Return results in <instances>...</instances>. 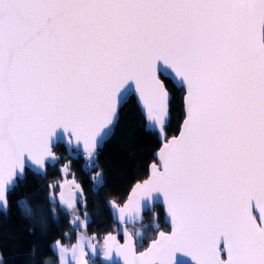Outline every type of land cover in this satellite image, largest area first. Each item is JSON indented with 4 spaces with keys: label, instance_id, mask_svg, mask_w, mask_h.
Listing matches in <instances>:
<instances>
[{
    "label": "snow or ice",
    "instance_id": "snow-or-ice-1",
    "mask_svg": "<svg viewBox=\"0 0 264 264\" xmlns=\"http://www.w3.org/2000/svg\"><path fill=\"white\" fill-rule=\"evenodd\" d=\"M158 72L186 92L179 136L165 131L170 95ZM133 89L163 141L160 163L109 208L132 224L162 197L171 232L139 253V231L125 229L123 245L109 234L105 256L115 247L123 264H264V0H0V211L26 168L55 164L59 142L96 169ZM90 179L98 193L103 172ZM48 200L87 222L75 180ZM16 203L33 217L27 198ZM53 247L67 264L68 249ZM84 247L73 246L75 264H91Z\"/></svg>",
    "mask_w": 264,
    "mask_h": 264
},
{
    "label": "trees",
    "instance_id": "trees-1",
    "mask_svg": "<svg viewBox=\"0 0 264 264\" xmlns=\"http://www.w3.org/2000/svg\"><path fill=\"white\" fill-rule=\"evenodd\" d=\"M160 78L170 93V119L165 129L170 138L176 135L183 118V90L176 89L168 78ZM160 144L155 132L144 129V119L134 99L130 97L119 110L114 135L97 152L98 167L91 173L102 171L105 181L98 193L92 190L94 183L89 177L90 173L82 171L80 158L72 160L68 168L83 189L86 200V208L79 202L75 205L80 221L85 220V212L87 213V222L80 225L72 223L73 210H67L48 200L50 191L56 194V182L61 179L57 166L63 165L68 158L64 147L57 144L53 148L58 157L55 164L46 165L43 175L25 170V179L18 180V187L7 194L9 210L7 214L0 211V257L3 258V264H45L47 258L55 257L53 242L60 241L61 245L69 248L76 242L78 235L89 242L90 235L94 234L97 245L100 237L116 229L107 202L121 204L131 186L146 178L148 166L154 162L153 154ZM53 184L56 187L50 189L49 185ZM20 198L30 201L34 210L33 217L28 218L21 213L16 203ZM53 209L57 217L55 219L50 215ZM136 230L142 233L139 239L135 238L138 243L137 251L145 248L158 231H167L161 208L155 205L151 212L144 213L143 221L129 229V232ZM90 262L100 264L97 252Z\"/></svg>",
    "mask_w": 264,
    "mask_h": 264
},
{
    "label": "water",
    "instance_id": "water-1",
    "mask_svg": "<svg viewBox=\"0 0 264 264\" xmlns=\"http://www.w3.org/2000/svg\"><path fill=\"white\" fill-rule=\"evenodd\" d=\"M158 75H160V77L168 78V79L170 80V82L173 84V86H174L176 89H182V90H183V94H182V112H183V118H182V120H181V122H180L179 129H178L176 135H174V136H179V134H180V130H181V127H182V124H183L184 118H185V110H184V109H185V101H184V98H185V95H186L185 89H184V87L178 82V80H177V79H173V77H172L171 75L163 74V73H161V72H158ZM169 95H170V93H169ZM130 97H132V98L134 99V101H135L136 105L138 106L139 111H140V113H141V115H142V117H143V119H144V129H145L146 131L155 132L156 135H157V137H158V139L161 141V144H160V146L158 147V149H157V150L154 152V154H153L154 162H152L151 164H149V166H148V173H147L146 178L143 179V180L140 181V182H136V183H134V184L131 186V188L129 189V191H128L127 194H126V197H125L124 201H123L121 204H119V205L115 203L118 207H122V206L124 205V203L127 201L128 197H129L130 193L132 192L133 188H134L138 183H143L145 180L149 179V177L151 176V173H152V165H153V164H157V165L159 166L160 161H159L158 153H159L161 147L163 146V141H162L161 137L158 135V133H157L155 130H149L148 122H147V120H146V118H145V116H144V114H143V111H142L141 106H140V103H139L138 95L135 93L134 89L128 93L127 100H128ZM122 106H123V105H122ZM172 137H173V136H172ZM170 138H171V137H170ZM105 143H106V142H105ZM105 143H103V144L101 145V147L97 150V152H98L100 149H102V148L104 147V144H105ZM57 144L62 145V146L64 147V149H65V151H66V157H68V160L65 161L63 165H58V166H57V168H58V170H59V173H60V176H61V179L58 180V181L56 182V184H57V192H56L55 196L57 197V200H58L60 192H61L62 190L67 191V187H68V185L71 184L73 180H75V182H76L77 184H79V183L76 181V179L74 178L73 174L70 173V170H69V169H67V172H66V173H65L64 171H62V169L64 168V166H65L66 164L70 165L71 160H73L74 158H73L72 155L69 154L68 148H67V146H66L63 142H59V143H57ZM57 144H55L54 147H55ZM54 147H53V148H54ZM53 152H54V151H53ZM54 154H55V153H54ZM80 158H81L82 161H83L82 164H81V169H82V171H83L84 173H90V174H89V177L92 176V175H95V173L86 172V171L84 170L85 160H84V158H83L82 155L80 156ZM46 165H47V166H53V164H50V163H46V164H45V167H46ZM26 170H29V171L33 172L30 168H26ZM33 173H34V172H33ZM40 175H41V174H40ZM42 175H43V174H42ZM68 175H69V176H68ZM61 185H64L65 187L62 189V188H61ZM79 185H80V184H79ZM80 187H81V186H80ZM71 191L74 192V193L77 191L74 185L72 186ZM155 205H157V206H159V207L161 208V211H162V214H163V222L165 223V225H166L167 228H168L167 231H163V232H169V233H170V232H171V225H170V222H169V217H168V215H167L166 205L164 204V202H163V198H162V197H161L159 200L155 201V203H154V205L152 206L151 210H144V211H142V213H141V218H140V219H137V221H136L135 223H132V224H129V223H122V222L118 221V220L115 218V216L113 215L111 209L109 208V204H108V202H107V207H108V210H109V213H110V217H111L112 222L115 223V225H116V229H115L114 232H111V233L105 234L104 236H102V237L99 238V243L96 245L95 250H96V252H97V258H98L100 264H123V257L117 254V251H116V248H115V247H113V249H112V251H111V253H110L111 259H108V258L105 256V248H104V244H105V239H106V237H108V235L111 234L112 236L115 237V240H116V242H117L119 245H123V244L125 243V240H126V237H125V229H127V231L129 232V229H132L133 227H135L136 225H138L139 223H141V222L143 221V214L146 213L147 211L151 212L152 209H153V207H154ZM65 209H66V208H65ZM67 210H71V209H67ZM2 212H3V211H2ZM158 232H159V231H158ZM158 232H157V233H158ZM129 233H130V232H129ZM157 233H156L154 239L157 238ZM150 242H151V241H150ZM150 242L146 245L145 248H143L142 250H138L137 253L142 252V251H145V250L148 248ZM180 264H190V262L187 261L186 258L181 257V258H180Z\"/></svg>",
    "mask_w": 264,
    "mask_h": 264
},
{
    "label": "crops",
    "instance_id": "crops-1",
    "mask_svg": "<svg viewBox=\"0 0 264 264\" xmlns=\"http://www.w3.org/2000/svg\"><path fill=\"white\" fill-rule=\"evenodd\" d=\"M81 242H83L85 245L84 251H85L86 255H85L84 259L87 261L88 255H90L91 257H94L95 252H93V248L88 244V242L85 240L84 237H82L81 235H78L76 242L71 247L67 248V247L60 244L61 247L68 249V252L65 256V260L67 261V264H75V260L72 257V248H73V246L79 245ZM55 243L56 242L52 243V248H53V252L55 253V257L53 256V257L47 258L45 260V264H52V262H55V264H60L59 253L53 247L55 245Z\"/></svg>",
    "mask_w": 264,
    "mask_h": 264
},
{
    "label": "rangeland",
    "instance_id": "rangeland-1",
    "mask_svg": "<svg viewBox=\"0 0 264 264\" xmlns=\"http://www.w3.org/2000/svg\"><path fill=\"white\" fill-rule=\"evenodd\" d=\"M136 231H139L140 232V230H136ZM137 239H139L140 237H136ZM88 244L93 248H96V236L94 235V234H91L90 235V241L88 242ZM95 252H96V250H95ZM88 257H89V255H88ZM87 257V258H88Z\"/></svg>",
    "mask_w": 264,
    "mask_h": 264
},
{
    "label": "flooded vegetation",
    "instance_id": "flooded-vegetation-1",
    "mask_svg": "<svg viewBox=\"0 0 264 264\" xmlns=\"http://www.w3.org/2000/svg\"><path fill=\"white\" fill-rule=\"evenodd\" d=\"M80 159H81V158H80ZM67 160H68V158H67ZM67 160H65V161H67ZM73 160H75V159H73ZM71 161H72V160H71ZM82 162H83V161H82V159H81V164H82Z\"/></svg>",
    "mask_w": 264,
    "mask_h": 264
}]
</instances>
